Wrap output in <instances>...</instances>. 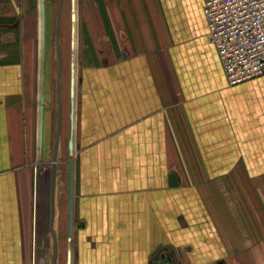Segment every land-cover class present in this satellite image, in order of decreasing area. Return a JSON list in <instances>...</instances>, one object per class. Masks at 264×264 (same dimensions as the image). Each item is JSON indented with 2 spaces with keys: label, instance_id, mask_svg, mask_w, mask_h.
<instances>
[{
  "label": "crops",
  "instance_id": "0c3cea01",
  "mask_svg": "<svg viewBox=\"0 0 264 264\" xmlns=\"http://www.w3.org/2000/svg\"><path fill=\"white\" fill-rule=\"evenodd\" d=\"M54 1L42 72L0 0V264H52V210L56 264H264V76L229 86L206 0H69L59 85Z\"/></svg>",
  "mask_w": 264,
  "mask_h": 264
},
{
  "label": "built area",
  "instance_id": "2783aa9c",
  "mask_svg": "<svg viewBox=\"0 0 264 264\" xmlns=\"http://www.w3.org/2000/svg\"><path fill=\"white\" fill-rule=\"evenodd\" d=\"M203 13L229 86L264 76V0H206Z\"/></svg>",
  "mask_w": 264,
  "mask_h": 264
},
{
  "label": "rangeland",
  "instance_id": "374dc122",
  "mask_svg": "<svg viewBox=\"0 0 264 264\" xmlns=\"http://www.w3.org/2000/svg\"><path fill=\"white\" fill-rule=\"evenodd\" d=\"M49 2H51L52 0H48ZM60 4V5H59ZM69 5H71V1L69 2V0H55L54 1V11H55V18L53 17V22H54V28L52 29L53 32L51 33L52 34V37H53V50H52V53H53V61H54V64H53V70H55V67H56V64H57V58H58V55H57V37H58V42H59V49H60V53H61V56L60 58H62L61 60V64L64 65L63 66V75L65 74L66 72V66H65V51H66V47L62 48L61 47V39L63 37V34H62V31H61V28H60V23H63L65 22V20H68V8H69ZM57 20H58V29H57ZM51 21V19H50ZM49 25H48V35H49ZM49 51V50H48ZM55 77V75H54ZM46 81H47V78H46ZM54 82L56 84V80L54 78Z\"/></svg>",
  "mask_w": 264,
  "mask_h": 264
},
{
  "label": "water",
  "instance_id": "95a60500",
  "mask_svg": "<svg viewBox=\"0 0 264 264\" xmlns=\"http://www.w3.org/2000/svg\"><path fill=\"white\" fill-rule=\"evenodd\" d=\"M39 13H40V41H41V66H42V72H43V60H44V49H45V0H39ZM58 41V37H57ZM58 50V46H57ZM59 73H60V63H59V56H58V85H59ZM55 161L52 166V182L54 183V175H55ZM51 224H50V231L54 243V248H53V255H52V264L57 263V243L55 240V236L53 234V229H52V224H53V210L51 213Z\"/></svg>",
  "mask_w": 264,
  "mask_h": 264
},
{
  "label": "flooded vegetation",
  "instance_id": "af4514ba",
  "mask_svg": "<svg viewBox=\"0 0 264 264\" xmlns=\"http://www.w3.org/2000/svg\"><path fill=\"white\" fill-rule=\"evenodd\" d=\"M60 5V4H59Z\"/></svg>",
  "mask_w": 264,
  "mask_h": 264
}]
</instances>
